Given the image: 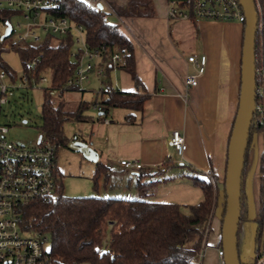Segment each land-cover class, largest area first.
Listing matches in <instances>:
<instances>
[{
	"label": "crops",
	"instance_id": "obj_1",
	"mask_svg": "<svg viewBox=\"0 0 264 264\" xmlns=\"http://www.w3.org/2000/svg\"><path fill=\"white\" fill-rule=\"evenodd\" d=\"M83 1L91 6L100 3L103 10L105 6L109 14L116 17L119 30L131 44L136 76L132 79L121 66L113 67L108 60H95V67L102 71L98 74L92 70L83 88L103 97L111 90L147 93L148 96L140 110L108 107L105 113H100L95 108V118L81 113L84 118L75 121L83 123L89 131L80 136L75 134L70 140L86 142L96 152V161L90 162L94 163L93 172L96 162L103 167L99 174L104 178L105 197L136 198L139 182L143 183V189H148L146 198L151 201L171 203L167 198L189 197L192 193V197L200 201L202 193L192 176L202 179L212 176L219 187L224 178L227 140L240 88L243 24L201 18L170 19L166 14L167 0H151L150 15L127 17L116 16L111 7L112 3L124 4L125 0ZM190 54L204 55L206 61L196 85L185 87L184 75L195 71L187 61ZM105 66L108 69L105 70ZM98 84L99 90L94 91ZM90 102L92 106L97 105ZM126 115H131L129 121ZM172 130L183 134L186 143L183 160L175 163L177 168H173L176 156L168 141ZM254 136L247 150L242 177L246 219L239 221L238 227L241 224L244 235L243 231L239 235L237 228L238 256L242 262L252 260L254 220L257 218L258 162L263 139L261 133ZM121 159L140 162V171L145 174L138 176V170L122 169L118 165ZM54 170L58 176L60 173L55 165ZM167 183L171 189H176L172 192L160 190ZM194 189H198L199 194ZM219 212L220 209L210 221L211 231L201 264H219L216 256Z\"/></svg>",
	"mask_w": 264,
	"mask_h": 264
},
{
	"label": "trees",
	"instance_id": "obj_2",
	"mask_svg": "<svg viewBox=\"0 0 264 264\" xmlns=\"http://www.w3.org/2000/svg\"><path fill=\"white\" fill-rule=\"evenodd\" d=\"M254 3L258 19L254 40L255 102L260 101L264 109V0H254ZM111 6L116 16L151 14V0H125L122 5L112 3ZM104 13L102 6L98 9L96 5L91 6L83 0H58L57 10L49 11L50 15L65 16L70 22L81 25L88 48L102 46L110 53H121L124 60L121 68L135 80L131 44L117 24L102 18ZM12 14V10L0 8V21L10 20ZM5 42L6 38H0V54L5 49L13 50L22 72L34 76L49 73V86L44 88L40 106L41 131L56 146L62 144L65 138L62 134L63 123L66 120L83 119L81 112L87 105L81 102L77 109L65 111L61 104L55 105L51 100V94L55 91L75 89L64 87L65 80L73 74L75 66V61L69 57V51L74 46L71 34H44L37 43L11 41L7 48L4 47ZM36 55H39L38 62L30 68V61ZM0 68L5 70L9 80L14 81V76L1 59ZM147 96V93L111 90L104 97H95L93 103L99 106L100 113H105L108 107L140 110ZM130 118L131 115L125 116L126 121ZM254 131H259L263 139L258 162L259 207L254 220L252 260L242 262L239 259V264H264L263 122L251 124L249 128L241 174L239 221L246 219L242 177ZM95 164L94 179L103 170L99 162ZM144 174L140 169L137 171L138 176ZM192 181L200 188L202 199L195 204L180 205L148 200V189H143V183L139 182V195L136 198L68 196L63 193L58 175L49 198L27 201L16 209L19 216L18 230L25 235L46 236L47 251L56 264H194L205 227L218 209L220 230L225 192L223 181L219 187L212 176L206 179L192 176Z\"/></svg>",
	"mask_w": 264,
	"mask_h": 264
},
{
	"label": "built area",
	"instance_id": "obj_3",
	"mask_svg": "<svg viewBox=\"0 0 264 264\" xmlns=\"http://www.w3.org/2000/svg\"><path fill=\"white\" fill-rule=\"evenodd\" d=\"M0 8L13 11L10 18L11 32L15 41L37 43L44 34L64 35L70 33L74 46L69 51V57L75 61L73 74L64 82V87L81 89L88 74L95 69L101 73V68L95 67V60H108L111 66L123 64V56L117 51L108 52L104 47L88 48L81 25L70 22L65 16L50 15L49 11L58 8V0H0ZM109 13V12H108ZM167 17L170 19H208L224 22L244 23V13L238 0H167ZM108 14L102 15L107 19ZM4 21V22H5ZM0 21V27H4ZM4 47H8L5 43ZM39 55L30 61V68L38 62ZM187 61L194 66V73L185 74V87H193L198 75L204 71L206 58L204 55L190 54ZM7 74L0 68V264H56L54 259L43 248L47 242L44 235H25L18 230L19 216L16 209L31 200H46L54 191L55 170L54 160L57 146L41 135L33 146H23L5 137L8 126L1 122L2 107L7 103V96L13 89H39L49 82L44 74L37 76L22 72L19 82L5 81ZM94 108L99 110L98 105ZM264 123L262 103L255 102L252 125ZM176 159L183 160L186 143L183 134L172 130L168 138ZM118 165L126 171H137L142 164L136 160L121 159ZM210 221L207 223L201 246L193 263L201 264L205 255L206 240ZM219 264L222 263L223 251L216 248Z\"/></svg>",
	"mask_w": 264,
	"mask_h": 264
},
{
	"label": "rangeland",
	"instance_id": "obj_4",
	"mask_svg": "<svg viewBox=\"0 0 264 264\" xmlns=\"http://www.w3.org/2000/svg\"><path fill=\"white\" fill-rule=\"evenodd\" d=\"M89 1V0H85ZM104 7V12L109 15V20L112 23L118 25V20L116 17L112 16L108 13V10ZM112 7V6H111ZM142 10V9H141ZM17 19L10 18V23L13 24V21ZM4 27H0V35L3 32ZM11 41H15L14 34H10L6 37V44L9 46ZM0 59L4 64L9 68L10 72L14 76V82H19V77L22 74L21 65L19 63L18 57L16 53L11 49H5L0 54ZM49 82V73L44 74ZM9 80L8 75L5 78L7 82ZM100 84V83H99ZM99 84L97 87H94V91L99 90ZM85 85V83H84ZM48 85L44 88H47ZM13 89L10 94L7 96V103L2 107V115L1 122L8 126V130L5 133L6 139L18 143L23 146H33L39 136L43 135L41 131L42 127V118L40 114V106L44 96V89ZM83 86L81 89H71V90H62L55 91L51 94V100L53 104L58 105L61 104L63 110L65 111H73L78 108V105L81 102H86V106L82 109L81 113L89 114L92 117H97V110L91 105L90 101H94L95 92L92 93L91 90L84 89ZM83 123L77 122L75 120H66L62 125V134L65 136L62 144L57 146L55 153V161L54 165L57 167L59 171V177L61 178L62 190L65 195L68 196H103L105 197L107 192L103 187L104 178L99 174L94 179V163L85 160L82 155L78 152H73L72 150H68L66 147L67 142L70 140L69 137L77 134L83 135L85 131L88 133V128H84ZM254 134L260 135L259 131H254L251 135V141L255 138ZM87 135V134H86ZM178 160L176 157L173 160V165L177 168V164H175ZM57 177V176H55ZM213 183V181H212ZM95 184V186H94ZM222 185V183H221ZM162 187V188H161ZM160 190L165 189V191L172 192L176 189V187H171L167 183L166 185H162ZM195 192L198 189H194ZM196 194V193H195ZM199 194V193H198ZM194 194L192 193L189 197H173L167 198L166 201H171V203H178L180 205L187 204H195L199 200H195L192 197ZM129 198V196H124ZM131 197V196H130ZM202 195L200 194V199ZM170 199V200H169ZM243 207L245 210V200L243 198ZM258 204L256 206L257 215H258ZM246 215V212H245ZM239 225L238 234L243 235L245 233L244 230ZM248 226V225H247ZM249 227V226H248ZM210 229V227H209ZM209 234V233H208ZM242 235V236H243ZM245 239V237H243ZM246 240V239H245ZM44 249H48V243L46 242L43 246ZM248 248V247H247ZM249 253V248L246 250Z\"/></svg>",
	"mask_w": 264,
	"mask_h": 264
},
{
	"label": "water",
	"instance_id": "obj_5",
	"mask_svg": "<svg viewBox=\"0 0 264 264\" xmlns=\"http://www.w3.org/2000/svg\"><path fill=\"white\" fill-rule=\"evenodd\" d=\"M238 3L244 13L245 20L240 56V88L237 107L227 140L223 178L225 200L220 225V247L223 251V264H239L237 228L240 215L241 174L247 137L253 119L256 92L254 40L258 21L257 11L254 0H238ZM96 7L101 9V4L97 3ZM10 32V23L5 21L0 38L8 37ZM66 147L80 153L86 160L95 162L97 159L96 152L86 142L72 139L67 142Z\"/></svg>",
	"mask_w": 264,
	"mask_h": 264
}]
</instances>
